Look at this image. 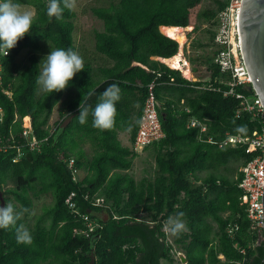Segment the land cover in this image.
<instances>
[{
  "label": "trees",
  "instance_id": "16d2710c",
  "mask_svg": "<svg viewBox=\"0 0 264 264\" xmlns=\"http://www.w3.org/2000/svg\"><path fill=\"white\" fill-rule=\"evenodd\" d=\"M202 1L118 0L108 7L92 8V14L103 24V30L94 33V53L101 63L94 66L85 59L83 71L75 74L64 90L49 95L39 91L36 84L42 67L39 54L48 55L58 48L79 53L73 38L75 13L65 9L62 19L57 20L47 15L48 0H18L21 5L32 6L35 15L29 33L2 57L0 136L10 145L25 144L21 119L29 116L36 138L47 137V120L64 95L63 110L71 116L56 140L59 128L38 152L30 153L31 159L25 156L12 163L14 149L0 154V207L9 202L14 205L19 214L17 226L23 224L33 241L30 245L18 243L15 227L0 230V264H173L180 261L174 247L184 255L186 264H264V244L257 243L249 231L238 187L240 169L253 155L246 153L244 146L219 147L227 135L247 137L260 127L246 112L236 117L239 100L224 95L229 89V75L221 73L213 62L217 15L229 0L198 14L210 26L206 42L198 43L201 48H211V55L202 61L209 74L207 81L201 75L189 81L178 70L153 59H169L178 52L177 42L162 34L160 27H189L190 10ZM23 50L31 55L21 68L16 58ZM133 62L140 66H131ZM190 70L194 75L198 71L195 67ZM152 81L159 116L164 115L160 116L164 137L145 149L154 153L153 178L136 181L128 173L117 172L130 171L138 154L119 144L114 129L124 122L121 117L128 113L134 99V141L146 86ZM113 83L121 89L115 125L110 130L91 131L97 133V152L87 163L88 175L73 181L63 161L73 158L77 171L83 166V153L76 151L78 135L92 125L93 119L90 113L87 122L80 124L76 118L79 105L94 108L101 93ZM1 88L10 91L11 97L4 95ZM235 91L247 93L241 87ZM165 93L175 101L183 99V105L172 107L173 103L167 101L160 107ZM185 108L190 112L186 113ZM190 118L205 125L206 132L187 128ZM221 168L224 174L219 173ZM203 172L206 176L200 177ZM8 183L14 187L4 190L2 187ZM71 192H75L79 215L64 203ZM45 195L53 199L45 212L48 224L40 221L29 228L26 220L32 202ZM96 198L103 200L109 215L107 223L89 214L103 210L93 205ZM81 216H88L98 225L88 237L74 232L86 229ZM177 216L186 227L178 234L170 233V243L164 227L169 217ZM234 225L238 229L231 238L227 230Z\"/></svg>",
  "mask_w": 264,
  "mask_h": 264
},
{
  "label": "built area",
  "instance_id": "2783aa9c",
  "mask_svg": "<svg viewBox=\"0 0 264 264\" xmlns=\"http://www.w3.org/2000/svg\"><path fill=\"white\" fill-rule=\"evenodd\" d=\"M240 2L241 0H238L235 2L236 5L228 4V6L217 15V25L214 36V48L216 49V53L213 62L219 67L221 73H227L229 75L227 83L229 89L224 95H231L239 100V108L236 112V117H238L240 113L246 112L251 115L252 119H256L259 122L260 127L247 137L241 135H227L225 139L219 143V147L235 148L244 146L245 152L253 155V157L240 169L242 177L238 187L242 192L240 205L244 207L249 231L255 237L257 243H261L264 241V207L262 203L264 191V106L256 91L252 88V82L250 81L240 47L237 26ZM4 56L3 52H0V87L2 86V57ZM182 64H184V62H182ZM170 81L173 82V79ZM238 87H241L243 92L247 93H237L235 90ZM154 89V81L146 86V98L139 117L137 134L132 143V151L138 155L142 154L149 145L158 142L164 137ZM1 92L7 97H11L10 91L1 88ZM185 112L189 113L190 110L185 108ZM2 117L3 111L0 108V123L2 122ZM15 119L17 120L18 118L16 117ZM25 119H27V121H25ZM186 127L189 129L197 128L200 133L206 132V126L195 118H190ZM44 129L47 131L48 136L43 139H37L33 132L31 118L29 116L23 117L21 119V136L25 138V144L10 145L0 136V154L6 153L9 149H14L15 154L11 162L17 163L25 156L30 155V153L38 152L41 144L47 141L53 134V130L49 131V127L45 126ZM10 139L14 142V137L12 135ZM63 162L70 168L72 180L76 181L78 171L75 168L74 159L70 158ZM74 198L75 192H71L66 197L64 203L75 215H79L76 210ZM93 205L102 207V211H105V206L101 198H96ZM81 217L85 222L86 229L75 230L74 232L88 237L95 231L98 225L95 221L90 220L88 216ZM237 229V225L228 228V235L233 238L234 232H236ZM165 233L167 235L166 231ZM167 240L170 241L168 235Z\"/></svg>",
  "mask_w": 264,
  "mask_h": 264
},
{
  "label": "clouds",
  "instance_id": "9594fccd",
  "mask_svg": "<svg viewBox=\"0 0 264 264\" xmlns=\"http://www.w3.org/2000/svg\"><path fill=\"white\" fill-rule=\"evenodd\" d=\"M76 6V0H48L47 15L62 19L65 9L72 10ZM22 5L18 0H0V52L5 56L14 48L17 41L29 33L34 20L32 12H21ZM40 74L36 78L39 91L52 94L64 90L75 74L83 71L84 60L80 54L72 49L58 48L41 61ZM48 95V96H49ZM121 98V89L115 83L109 85L101 93L99 102L92 108L90 105H79V115L76 117L80 124H85L91 113L92 126L100 131L110 130L115 125L117 114L116 103ZM240 131H243L241 129ZM2 193V192H1ZM182 215V214H180ZM19 214L14 205L9 202L0 207V230L16 228V240L20 244L30 245L32 235L29 230L20 224L17 226ZM167 230L173 235L185 230L184 222L177 217H169Z\"/></svg>",
  "mask_w": 264,
  "mask_h": 264
},
{
  "label": "rangeland",
  "instance_id": "374dc122",
  "mask_svg": "<svg viewBox=\"0 0 264 264\" xmlns=\"http://www.w3.org/2000/svg\"><path fill=\"white\" fill-rule=\"evenodd\" d=\"M227 0H203L198 6L194 7L190 10L189 13V24L190 30L184 32L185 33V42L180 45L178 44V52H181L182 59H185L188 63V68L191 69L195 67L198 71L194 74L190 73L191 77H185L186 79H191L192 81H196L197 78L195 76L201 75L204 81L209 79V74L205 71V65L202 63L205 58L211 55V48H201L198 43L206 42L208 38L207 28H210L209 23L205 22L202 18H199V12L205 10L216 9L219 4L226 2ZM238 0H229V4L236 5L235 2ZM118 0H76V6L72 9L75 13L74 18V43L79 49V54L83 58V60H89L94 66H98L101 61L99 57L94 53V33L96 31L103 30L102 22L97 19L92 14V8H100V7H108L111 3H117ZM27 6H23L20 8L21 12H32L27 10ZM33 13V12H32ZM35 15V14H34ZM198 27L197 30H193V27ZM31 55L30 51L23 50L16 58L17 63L21 68L25 67L28 63V58ZM42 55V56H41ZM39 54V61H41L47 56V54ZM190 60H193V64L190 63ZM160 62V61H159ZM163 63L166 67L167 64ZM169 68V67H168ZM171 69V68H170ZM191 71V70H190ZM180 72V71H179ZM181 74V72H180ZM182 75V74H181ZM54 113L56 114V107L54 109ZM234 165L233 167H235ZM155 163H154V155L151 151H145L141 156L136 158L133 162V166L129 171V174L133 176L136 181H139L143 178L151 179L154 176ZM220 174H224L225 171L221 168L219 170ZM206 172L201 173L199 176H206ZM14 185L12 183H8L4 187L5 189L13 188ZM2 189V190H3ZM3 190V191H4ZM2 192V191H1ZM13 199V197H10ZM14 202V201H13ZM15 203V202H14ZM53 204V199L51 195H45L39 198L38 200H33L31 214L27 217L26 225L29 228H32L36 223H41L47 225L48 221L45 216V212L48 208H50ZM165 231L167 232L169 242L173 241L171 235H169V231L167 227H165ZM174 251L177 253L176 256L179 258V250L174 247ZM183 255V254H182ZM163 264H167L163 262ZM173 264H182L181 261L176 260Z\"/></svg>",
  "mask_w": 264,
  "mask_h": 264
},
{
  "label": "water",
  "instance_id": "95a60500",
  "mask_svg": "<svg viewBox=\"0 0 264 264\" xmlns=\"http://www.w3.org/2000/svg\"><path fill=\"white\" fill-rule=\"evenodd\" d=\"M238 35L252 88L256 91L264 106V0H241L237 17ZM137 66L140 64L133 62ZM161 117L164 115L161 114ZM31 159V155H27ZM0 203L3 205V197L0 191ZM264 207V191L262 196ZM89 214L103 223H107L109 215L105 211L89 212ZM264 233V225H263ZM264 244V241H263ZM182 264L187 260L179 254Z\"/></svg>",
  "mask_w": 264,
  "mask_h": 264
},
{
  "label": "crops",
  "instance_id": "0c3cea01",
  "mask_svg": "<svg viewBox=\"0 0 264 264\" xmlns=\"http://www.w3.org/2000/svg\"><path fill=\"white\" fill-rule=\"evenodd\" d=\"M23 6L24 7L27 6V8H28L27 10L32 11L33 14H35V9L32 6L22 5V7ZM153 59L160 61V62H163L162 60H168V59H162V58H153ZM183 60H185V59H183ZM134 65H135L134 63L131 64V66H134ZM144 68H145V70H148L146 67H144ZM189 71H190V69H189ZM190 73H191V71H190ZM182 77L185 78L183 75H182ZM187 80L192 81L191 79H187ZM134 94H135V96L138 95L137 92H134ZM65 99H66V96L65 95L62 96V98L54 106L52 113L49 116V118L47 120V124H46V126L49 127V131L53 130V134L59 128V131L55 134V137H54L55 140L58 137L59 133L61 132L62 127L69 121L70 116H71L70 113L65 112L63 110L64 108H63L62 102ZM167 101L173 103L172 107H176V106L180 107L181 105H183V102H184L183 99H180L179 102L175 101V97L167 95L165 93V94L161 95V100L159 101L160 107H163L164 105H166ZM131 102H132L131 107L128 110H126V111H128V113L125 112L123 114V116L121 117L124 122L123 123L120 122L118 124V126H116V128L114 129L116 139L119 142V144L122 147L130 149V150H132V143H133L132 138H131V133H132L134 124H136V122H137V114L135 112L136 108H137V104H136L134 99H132ZM55 107H56V114L54 113ZM93 130L95 131V128L92 125H89L84 130H82L81 133L78 135L79 140L76 138V140H78V147H79L76 149V151L80 150L83 153V166H81V168L78 170V178L79 179H83L86 175H88L87 163L92 160V158L94 157V155L97 152V147H96V144L94 141V137L97 135V133L91 132ZM92 133H94V134H92ZM145 151H147V150H145ZM148 151H151L153 153V151L151 149H148ZM142 154H139L136 158H138ZM153 155H154V153H153ZM134 160H133V162H134ZM117 172L129 174V171L127 172V171L117 170Z\"/></svg>",
  "mask_w": 264,
  "mask_h": 264
},
{
  "label": "bare ground",
  "instance_id": "6f19581e",
  "mask_svg": "<svg viewBox=\"0 0 264 264\" xmlns=\"http://www.w3.org/2000/svg\"><path fill=\"white\" fill-rule=\"evenodd\" d=\"M191 28H176V27H160L161 32L168 38L175 40L178 44L182 45L185 42V33ZM165 64L168 65L171 69L178 70L184 77L190 78V71L188 68V63L182 59L181 52L179 51L175 56L168 60H162ZM184 62V64H182ZM27 121V119H25Z\"/></svg>",
  "mask_w": 264,
  "mask_h": 264
}]
</instances>
